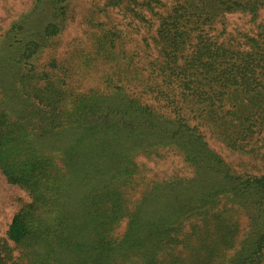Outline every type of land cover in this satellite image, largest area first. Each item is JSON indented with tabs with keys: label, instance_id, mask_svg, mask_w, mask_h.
Here are the masks:
<instances>
[{
	"label": "trees",
	"instance_id": "trees-1",
	"mask_svg": "<svg viewBox=\"0 0 264 264\" xmlns=\"http://www.w3.org/2000/svg\"><path fill=\"white\" fill-rule=\"evenodd\" d=\"M103 1L146 28L137 51L114 27L96 39L103 87L37 63L70 0H33L0 42V174L27 196L0 264H264V169L237 173L210 144L264 147V26L225 22L264 0Z\"/></svg>",
	"mask_w": 264,
	"mask_h": 264
},
{
	"label": "rangeland",
	"instance_id": "rangeland-1",
	"mask_svg": "<svg viewBox=\"0 0 264 264\" xmlns=\"http://www.w3.org/2000/svg\"><path fill=\"white\" fill-rule=\"evenodd\" d=\"M33 0H0V42L13 22L21 20L33 5ZM70 19L59 37L55 40L52 49H46L37 59L40 65L56 58L63 62L69 69V80L76 88V91L84 92L89 88L103 87L95 80L101 75L97 66L94 71V45L97 38H100L104 31L114 27L124 35L125 49L128 51L139 50L142 38L145 37L146 28L139 26V22L132 20L122 8L109 7L103 0H70ZM226 32L230 34H257L260 27L264 26V9L260 10L255 19L241 14L226 15ZM114 30V29H113ZM132 41L130 42V40ZM127 43V44H126ZM142 48V47H141ZM101 63V60H100ZM98 65H100L98 63ZM214 150L232 166L235 172L250 171L258 173L264 169V147L260 149L259 155L243 156L234 153L221 144L210 140ZM172 166L181 168L177 158L170 159L161 167ZM160 167V168H161ZM19 199L26 200V194L16 186L6 183L0 174V237H5V231L9 220L15 210L20 206Z\"/></svg>",
	"mask_w": 264,
	"mask_h": 264
}]
</instances>
